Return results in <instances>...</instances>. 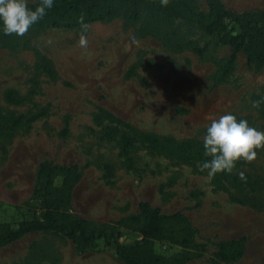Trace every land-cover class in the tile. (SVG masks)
Wrapping results in <instances>:
<instances>
[{
	"label": "rangeland",
	"instance_id": "374dc122",
	"mask_svg": "<svg viewBox=\"0 0 264 264\" xmlns=\"http://www.w3.org/2000/svg\"><path fill=\"white\" fill-rule=\"evenodd\" d=\"M205 1L192 3L206 12ZM221 1L235 13L264 12V0ZM142 26L120 18L91 23L87 48L78 44L81 28L1 31L0 223L17 226L40 215L34 191L39 166L49 162L74 170L70 212L95 225L116 226L146 202L186 219L192 244L202 248H188L194 257L184 264H212L218 243L240 238L242 258L219 264H264V148L231 174L200 171L211 159L203 138L213 119L232 114L264 132V61L251 63L250 51H242L216 85L231 52L222 34L179 20L165 26L175 32L166 40ZM123 134L134 140L131 168L121 153ZM186 144L188 161L180 158ZM119 231L123 245L140 241ZM153 251L166 261L185 252L167 242H155ZM0 264L124 263L101 241L82 251L64 236L32 233L0 247Z\"/></svg>",
	"mask_w": 264,
	"mask_h": 264
},
{
	"label": "trees",
	"instance_id": "16d2710c",
	"mask_svg": "<svg viewBox=\"0 0 264 264\" xmlns=\"http://www.w3.org/2000/svg\"><path fill=\"white\" fill-rule=\"evenodd\" d=\"M39 1L28 3L35 8ZM207 11H197L192 0H169L167 7H162L160 0H54V6L31 30L44 32L51 29L80 28L77 22L82 14L84 22L108 23L114 19H122L129 25L142 23L144 34H153L169 40L175 36L172 30L164 29L175 21L184 20L206 35L222 34L221 41L230 46L231 52L224 65L214 76L215 84H219L231 71L237 54L250 51L251 63L264 61V12L235 13L225 8L221 0H206ZM3 31L0 22V35ZM15 35V34H12ZM112 119V116L108 114ZM117 122H120L117 120ZM129 127V126H127ZM135 132L133 128H129ZM152 148L158 143L148 140ZM121 153L131 168L129 150L134 140L129 134H123L119 141ZM189 144L182 145L181 159L188 161L192 156L187 153ZM161 149V147H160ZM78 180L71 167L57 166L44 162L39 166L38 184L34 191L39 201L40 215L23 220L12 226L0 223V247L14 243L32 233H52L64 236L79 250L88 249L101 241L104 246H114L116 257L124 264H184L192 257L186 250L190 247L201 249L202 246L192 244L190 229L185 218L174 213L165 215L159 209L146 202L138 205V213L118 221L116 226L95 225L70 212L72 189ZM125 228L137 233L140 241L128 246L120 243ZM245 238L233 239L217 244L212 264L234 263L239 261L245 252ZM155 242H167L180 246L184 253L172 260L157 256L153 251ZM196 257L199 256L197 253Z\"/></svg>",
	"mask_w": 264,
	"mask_h": 264
},
{
	"label": "clouds",
	"instance_id": "9594fccd",
	"mask_svg": "<svg viewBox=\"0 0 264 264\" xmlns=\"http://www.w3.org/2000/svg\"><path fill=\"white\" fill-rule=\"evenodd\" d=\"M162 7H167L169 0H160ZM54 6V0H39L35 8L28 6V0H0V22L5 35L24 36L31 26L41 20ZM81 28L78 44L88 47L84 33L89 25L84 22L83 14L78 17ZM253 102V107L259 106ZM204 155L211 159L200 165V171L207 170L209 178L217 173L231 174L236 164L243 160L252 163L257 159L258 150L264 148V132L250 127L246 120H237L232 114L213 119L203 138ZM241 179L244 175L241 172Z\"/></svg>",
	"mask_w": 264,
	"mask_h": 264
}]
</instances>
